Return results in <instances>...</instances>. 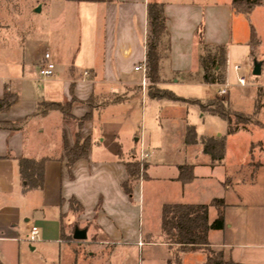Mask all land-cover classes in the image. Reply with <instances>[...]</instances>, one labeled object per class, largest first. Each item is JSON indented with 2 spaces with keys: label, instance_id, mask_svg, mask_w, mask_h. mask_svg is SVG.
<instances>
[{
  "label": "crops",
  "instance_id": "0c3cea01",
  "mask_svg": "<svg viewBox=\"0 0 264 264\" xmlns=\"http://www.w3.org/2000/svg\"><path fill=\"white\" fill-rule=\"evenodd\" d=\"M150 2L163 4L167 25V36L159 46L162 81L187 74L191 81L205 82L200 65L201 39L211 50L226 46L225 75L229 77L234 45L230 48L227 43L232 41L230 23L236 16H244L248 23L247 30L242 27L247 34L245 45L253 55L264 54V34L256 21V15L264 14V5L245 15L235 12L233 0L226 5L215 0H0V100L9 94L17 97L9 110L0 111V122L21 125L18 131L0 130V264H20L26 251L43 252L48 245H54L57 252L71 223L87 229V237L92 231L93 240L111 248L129 239L141 244L143 229L141 225L131 226L129 220L133 213L130 201L133 197L142 201L141 185L137 191L136 182L131 195L123 185L129 180L125 163L133 152L139 156L141 147L145 148L149 141L138 136L133 144L122 145L117 156H100L96 150L104 140L99 142L95 136V121L105 110L126 103L132 95L147 94L139 91L145 76L135 67L146 61ZM38 7L40 12H36ZM251 26L259 41L254 50L250 46ZM45 54L50 55L56 69L53 77L42 79L39 71ZM257 62L262 64L263 75L264 60ZM45 81L44 89L36 90L35 84ZM91 97L99 105L93 112L85 103ZM115 98L119 100L114 102ZM73 100L74 120L70 124L58 111L37 114L39 102ZM89 113L90 119L79 129L77 121ZM246 131L240 128L227 139V150L233 139H249L232 173L227 151L220 164H213L211 159L177 164V175L163 179L170 183L171 191L158 207L178 203L209 205L214 199H224L226 227L210 231V247L225 250L237 263L264 264V185L260 195L247 188L253 187L257 175L264 179V165L258 169L261 171L252 169L254 141ZM78 132L82 139L91 138L92 146L88 158L78 160L69 170L64 135L73 147ZM202 153L205 154L203 150ZM24 157L50 159L45 164L43 189L23 191L19 160ZM199 158L197 154L195 159ZM146 163L152 165L149 159ZM181 165L194 167L191 182L179 180ZM232 176L235 183L229 178ZM71 199L81 210L71 209ZM32 226L39 228L34 241L30 240ZM211 232L220 234L215 242L210 241ZM196 251L203 250L182 252Z\"/></svg>",
  "mask_w": 264,
  "mask_h": 264
},
{
  "label": "rangeland",
  "instance_id": "374dc122",
  "mask_svg": "<svg viewBox=\"0 0 264 264\" xmlns=\"http://www.w3.org/2000/svg\"><path fill=\"white\" fill-rule=\"evenodd\" d=\"M207 1L211 2V0ZM215 1L226 5L230 0ZM256 21L264 34V14L256 15ZM245 26L247 30L248 23L244 16H236L230 23L232 41L227 45L230 48L232 45L234 47L231 50L230 87L226 95L219 94L223 88L222 84L191 81L187 74L171 77L169 81L161 80L158 87L172 91L186 100L196 99L206 102L219 98L233 111L244 113L247 120L242 121L240 127L245 126L248 133L246 135L252 136L254 145L251 149L250 161L252 169L258 170L261 165H264V88L259 87L264 85V74L254 76L253 68L257 60H264V54L261 52L253 55L250 47L245 45L243 40L247 34L242 28L245 29ZM235 65L240 67L239 71H234ZM239 76L246 78L245 86L239 85ZM46 84V81L36 83V90L42 91ZM150 86L151 82L147 78L146 86L139 90L146 91L147 94L139 92L132 95L126 103L114 105L105 110L95 121V136L99 142L104 140L101 147L96 150L100 156L105 157L110 154L117 156L122 145L124 147L126 144H133L134 138L138 136L146 137L149 141L145 149L148 150L152 165L147 166L144 175L140 176L135 185L137 191L139 184L141 185L142 201L136 200L135 197L130 201L133 213L129 215V220L131 226L135 228L141 225L143 229V238L139 241L141 244L129 239L111 248L109 245L93 240L92 231L89 232L86 240L77 241L73 239L74 231L81 227L71 223L68 234L63 237L64 243L57 252L53 248L54 245H48L43 252H28V250L20 264H73L74 262L77 264H170L172 262L174 264L177 259H180L182 264L206 263L207 253L204 251L181 252L175 247L170 248L163 244L165 239L161 229L162 208L158 206L159 202H164L168 198V193L171 191L170 183L163 179L177 175V164L197 163L203 159H211L210 156L202 153L203 148L200 143L190 146L184 144L187 125L195 126L199 138L220 134L218 138H224L228 125L218 116L199 112L200 108L197 105L168 99H152L148 95ZM256 91H261L260 95H256ZM201 114L204 115L201 117ZM248 142L249 139L246 136H239L232 140V145L227 150L230 173L234 170L239 153L246 151ZM197 154L200 157L199 161L195 159ZM244 173L247 172L244 171ZM248 174H246L247 177ZM229 178L235 183L233 176ZM263 185L264 179L257 175L253 187L247 188L257 191L256 194L260 195L263 193ZM216 216V209L211 207L210 222L214 221ZM149 233L152 234L151 240L148 239ZM211 233L210 241L215 242L220 234ZM148 242L154 244H148ZM90 252L96 253V256L89 257ZM2 263L9 264L5 261Z\"/></svg>",
  "mask_w": 264,
  "mask_h": 264
},
{
  "label": "trees",
  "instance_id": "16d2710c",
  "mask_svg": "<svg viewBox=\"0 0 264 264\" xmlns=\"http://www.w3.org/2000/svg\"><path fill=\"white\" fill-rule=\"evenodd\" d=\"M233 9L235 12L250 15L252 11L261 5L264 0H233ZM149 35L147 41V78L151 82L148 89V95L152 99H168L174 102H187L197 105L202 112L218 116L227 122L228 130L224 138L203 136L199 138L195 126L187 125L185 134L186 145L201 144L203 152L210 156L213 164H220L224 161L227 151V139L235 135L239 130L242 121L247 120L244 113L233 111L225 102L216 98L206 102L201 100H186L172 91L158 87L161 84L160 77V53L159 46L162 38L167 36V25L164 16V6L157 2L148 4ZM201 39V38H200ZM259 41L253 26H251L250 46L254 50ZM201 56L200 65L205 73V83L224 84L227 48L225 45H219L209 49L200 40ZM214 51V53H212ZM218 66V70L215 67ZM214 73V74H212ZM260 95L261 91H256ZM119 99L115 98L114 102ZM17 101L16 95H6L0 100V111H7ZM75 101L59 102H39L37 114L46 115L52 111H58L62 114L66 124L72 123V107ZM91 111L98 107V101L91 97L85 102ZM92 113L87 114L77 121L79 129L90 119ZM21 125L9 122H0V130L18 131ZM242 128H245L243 126ZM92 146L91 138L82 139L81 133L76 135V142L70 147L66 135H64V151L67 161V167L72 169L73 165L81 159H86ZM49 158L30 159L21 158L19 160L20 175L23 183V191L41 190L45 183V164ZM129 180L124 183L123 189L129 195L132 193L133 186L139 181L141 175H144L148 166L147 163L140 161L136 151L131 154L128 162L125 163ZM194 167L192 165H181L179 167V180L182 183L191 182L194 176ZM70 206L73 210H81V207L73 199L70 200ZM227 204L224 199H214L209 205L204 204H165L161 213V229L164 235L165 243L170 247L177 246L179 251L203 250L207 253V262L205 264H241L234 262L225 250L215 251L210 247V231H221L226 227L224 211ZM214 207L217 210V218L210 222L209 210ZM64 237V235H63ZM74 239V238H73ZM170 264H173L170 262ZM174 264H182L177 259Z\"/></svg>",
  "mask_w": 264,
  "mask_h": 264
},
{
  "label": "built area",
  "instance_id": "2783aa9c",
  "mask_svg": "<svg viewBox=\"0 0 264 264\" xmlns=\"http://www.w3.org/2000/svg\"><path fill=\"white\" fill-rule=\"evenodd\" d=\"M55 69H56V66L51 61L50 55L49 54H45L43 62L41 63V66H40V71H39L40 77L42 79H47V78L53 77L55 75ZM135 70L136 71H142L144 73L145 79L143 81V86H146V77H147V66H146V63H144L143 66L138 65L137 67H135ZM235 70L239 71L240 67L236 66ZM238 83L241 86H245L247 84V80H246V78L239 76L238 77ZM229 87H230V80H229V77L227 76L226 79H225V83L223 84V88L219 91V94L221 96L226 95L227 94V89ZM149 157H150L149 153L146 151L144 146H142L141 150H140V155H139L140 161L147 162ZM38 236H39V228L37 226H32L31 231H30V240L34 241Z\"/></svg>",
  "mask_w": 264,
  "mask_h": 264
},
{
  "label": "water",
  "instance_id": "95a60500",
  "mask_svg": "<svg viewBox=\"0 0 264 264\" xmlns=\"http://www.w3.org/2000/svg\"><path fill=\"white\" fill-rule=\"evenodd\" d=\"M41 8L38 7L36 12H40ZM261 66L262 64L260 62H255L254 64V68H253V75L254 76H260L261 75ZM87 233L88 230L87 229H80V228H76L74 231V235L73 238L77 241H84L87 239Z\"/></svg>",
  "mask_w": 264,
  "mask_h": 264
}]
</instances>
